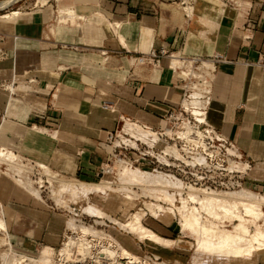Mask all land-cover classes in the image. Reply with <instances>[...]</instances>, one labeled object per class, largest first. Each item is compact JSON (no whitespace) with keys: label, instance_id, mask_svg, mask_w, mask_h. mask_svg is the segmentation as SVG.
Returning <instances> with one entry per match:
<instances>
[{"label":"crops","instance_id":"0c3cea01","mask_svg":"<svg viewBox=\"0 0 264 264\" xmlns=\"http://www.w3.org/2000/svg\"><path fill=\"white\" fill-rule=\"evenodd\" d=\"M243 2L237 12L207 0H79L52 24L37 12L0 15V149L4 138L13 139L21 158L93 184L104 137L120 118L164 129L179 106L184 86L172 63L136 64L163 48L213 59L206 121L251 165L245 189L264 194V0ZM0 205L15 250L59 246L66 222L43 201L0 178ZM167 221L146 227L171 240L172 227L179 228ZM172 241L168 249L139 240L138 247L119 244L132 255L184 264L181 241ZM229 264H264V252Z\"/></svg>","mask_w":264,"mask_h":264},{"label":"built area","instance_id":"2783aa9c","mask_svg":"<svg viewBox=\"0 0 264 264\" xmlns=\"http://www.w3.org/2000/svg\"><path fill=\"white\" fill-rule=\"evenodd\" d=\"M216 1L237 12L246 8L243 0ZM174 56H178L183 63L180 73L186 74L176 72L184 86L179 106L166 116L164 129H154L132 118H120L117 129L106 133L104 137V160L99 167L98 183L111 178L121 184L123 170L162 176L176 185L166 190L173 198L172 204H169L171 209L177 198L181 206L184 203L190 209L200 208V201L206 195L226 196L250 192L245 189L244 180L251 165L231 140L206 121L207 100L214 73L213 59L186 58L161 48L158 52L141 56L136 64L158 67L160 60L166 58L171 65ZM4 58L5 54L0 53V62ZM203 63L210 68H202ZM194 78L198 80L197 87L191 85ZM194 111L198 114H194ZM129 189L132 196L140 190L136 186H130ZM190 190L197 192V201L188 198ZM250 193L264 200V194ZM154 206L163 208L162 205ZM161 209L154 208V214L151 215L144 208V218L148 216L157 220L166 213L170 215ZM91 218L80 216L77 229L65 226L59 246L53 249L54 256L50 264H171L151 253L123 255L117 241L105 229H93L94 226L89 223ZM115 221H107V224L117 226ZM69 240H72L71 245H68ZM36 252L25 253L26 262L23 264H43L36 262L38 255L30 258ZM19 257L22 255L17 256V259Z\"/></svg>","mask_w":264,"mask_h":264},{"label":"bare ground","instance_id":"6f19581e","mask_svg":"<svg viewBox=\"0 0 264 264\" xmlns=\"http://www.w3.org/2000/svg\"><path fill=\"white\" fill-rule=\"evenodd\" d=\"M207 1H210L212 4H217L216 0ZM13 3L14 0L0 2V11L7 9ZM18 15V11H12L10 13H6L3 16H5V18L7 17L8 19H15ZM59 23H62L61 17ZM206 24L208 25V23ZM171 63L172 66L178 70L183 67V63L178 58V56H174ZM202 68L208 69L210 67L203 63ZM194 114L197 115L198 113L195 112ZM199 116L202 117V115ZM15 161L16 157L12 154V152L0 149L1 163H5L8 167H12L16 165ZM38 168L42 171L43 176L47 179V182L51 188L53 187L52 183L59 184L58 192L61 193L70 192V194H79L87 197L90 194L107 195L109 192L114 193V191H118L117 189H112L110 181L108 182L103 180L101 183L96 184H88L83 182L73 183L71 181L63 180L62 178L58 177L59 175L51 172L44 166L38 165ZM18 171L20 172L21 170L18 169ZM122 172L123 177L119 191L126 192L123 200L133 201L132 198L135 196H130L131 192L129 187L136 186L141 189V194H143V196H150L155 200L161 199L165 202H169L170 205L172 204L173 198L168 193H166V190L172 186L176 187V185L172 184L166 178L159 175L144 174L137 171L123 170ZM15 182L23 188H26V184H23L20 179L15 180ZM40 183H42V181ZM36 195L34 194V196ZM187 195L191 200H198L197 192L194 190H190ZM262 200L250 192H239L226 196L206 195L200 201V208L193 207L189 209L184 206V203H182L181 207H175L173 205L172 209H161L158 206L155 207L153 204L146 202H144V207L145 210L151 215L154 214V208L166 210L172 214L177 212L180 215V221L177 224L179 231L182 234L189 232V234L194 236L195 240L193 248L196 254H210L215 257L225 256V258L229 259L243 260L250 259L255 254L264 252V229L262 228L264 224V200ZM0 208H2L1 205ZM215 210L221 212L222 217L225 219L227 218L229 221H232V219L235 220L237 224L233 225L232 229L230 230H227L223 227L222 229L217 228L215 226V223L217 222L215 221H222V219L221 215L217 214L218 212L213 213ZM85 211L98 219L102 218L103 216L100 211L92 207L86 208ZM200 212L211 216L213 221H207V218H203L202 220L201 217L204 214L202 215ZM0 215H2L1 212ZM144 216V212L136 211L130 215H127V220L124 223H120L119 221L116 222L115 220L113 221H115V224H117L125 233L134 236L140 242L151 243L167 249L172 248L175 245V242L172 240L162 239L154 234L151 230L144 227L142 222ZM67 225L68 229H74L75 227V225L70 222ZM76 228L78 227L76 226ZM81 230L83 232L85 231L82 228ZM0 233L7 235V226L2 217H0ZM116 241L123 255H132L127 252L126 248L119 244L118 239ZM71 244L72 240H69L68 245ZM3 245H7L9 247L11 245L9 239L5 240ZM53 256V249L47 247L41 248L36 262L50 264ZM197 260H201L200 256L197 258ZM24 262H26V259L24 256H22L12 264H23Z\"/></svg>","mask_w":264,"mask_h":264},{"label":"rangeland","instance_id":"374dc122","mask_svg":"<svg viewBox=\"0 0 264 264\" xmlns=\"http://www.w3.org/2000/svg\"><path fill=\"white\" fill-rule=\"evenodd\" d=\"M4 1H7V0H0V2H4ZM78 3H79V0H14V3L10 7H8L5 10L0 11V15H5L6 13H10L12 11H18L21 15L23 13L37 12V13H42L47 19V22L49 24H52L53 21H56L57 16L59 15V11L62 8L72 10L73 8L77 7ZM216 3L221 6V4L218 1H216ZM65 23H70V22L66 21ZM181 69H179V72ZM182 74L186 75L185 73H182ZM190 74L192 73L190 72ZM176 75L179 76V74H176ZM197 84H199L198 80L197 78H194L191 85L197 87ZM2 145L6 150L11 151L15 155L16 157L15 164L17 166L15 165L12 167H8L5 163L0 162V178H5V179L10 180L12 183L18 186V188H22L28 191L33 196L34 194L35 195L37 194L34 197L43 201L48 207H51L55 213H58L64 217L65 222L67 221L66 226H68L67 224L70 222L75 225L74 229H77L76 226L80 225L79 224L80 216L82 217H85V215L91 216L85 211V209L92 207L100 211L101 214H103L102 218L100 219H96V217H94L93 215L91 216L92 218L90 219L89 223L90 225L94 226L93 229L95 231L105 229L107 234L111 235L115 240L118 239V241L121 244L125 241V242H129L131 245L132 244L135 245V247H138V242L134 236L125 233L122 229H120L118 225L113 226L111 225V223L108 225L107 221L113 222V220H116V222L119 221L120 223H124L127 220V215H130L131 213H134L136 211L145 212L144 202L150 203L153 205H162L163 208H169V202H165L161 199L155 200L153 197H150V196L149 197L143 196V194H141L142 193L141 189L137 191L133 189L134 192L136 191L135 197L130 195L131 197H134L132 198L133 201L123 200V197L125 196L126 192L119 191L121 184H119V182H115L111 178L107 179L106 181H110L111 183H113L112 189H117L118 191L116 192L114 191V193L109 192L107 193V195L90 194L87 197H84L83 195H79V194H75V195L73 193L70 194V192H62V193L58 192L59 184L52 183L53 187L51 188V186L47 182V179L43 176L42 171L38 168L37 164H34L30 161H27L21 158L15 152L16 150L14 149V146L20 145V142L14 141L13 139L6 140L4 138V140H2ZM18 169H20L21 171L19 172ZM58 177L66 181H71L73 183L81 182V181H77L71 178H65L60 175ZM17 179H20L23 182V184H26V188H23L22 186L17 184L15 182V180ZM41 181L42 183H40ZM94 183L95 184L98 183V180L96 182H93V184ZM89 184H92V183H89ZM141 197H143L144 199ZM176 200L177 201L175 203V207H180L181 202L178 200V198ZM1 210L2 208L0 209V212ZM217 212L218 211L215 210V212L213 213H217ZM200 213L202 215L204 214L203 212H200ZM171 214L172 213H170V215L165 214V218L168 219L167 221L168 226L170 225L174 226L180 221V215L177 212L173 213L172 216ZM217 214L221 215L222 213L218 212ZM2 215H0V217L3 218ZM206 215L207 214H204L201 217V219L203 220V218L204 219L207 218L206 219L207 221L209 220L210 222L213 221V219H211V216L209 215L206 216ZM160 218L162 217H159L157 220H160ZM221 219L222 221L218 220L220 222H218L217 220L215 221L217 223L214 222L217 228L222 229L223 227L227 230H230L232 229L233 225L237 224L235 220L232 219V221H229L227 218L225 219L224 217H222V215H221ZM151 221L153 220L149 218L148 216H146L142 221L144 227L147 228L146 225H149L150 224L149 222ZM106 225L108 226L104 227ZM172 230L174 232H173V236L170 239L180 240L182 247L185 249V251H183L184 258H185L184 264H229L230 261L233 260V259L225 258V256L215 257L210 254L209 255L208 254L198 255L195 253L194 248H193L194 240H195L194 236L189 234V232H185L184 234H182L179 232V230L173 227H172ZM7 235L0 233V264H12L14 260L17 259V256L26 255L25 253H22V252L18 253V251H16L13 248H9L7 245H3V242L5 240H8ZM40 250L41 248L38 249L36 253H34L35 255L30 254L32 255L30 256V258H35L40 252ZM138 252H135L133 254L140 256L141 253H138ZM199 256L201 258L200 261L197 260ZM30 264H34V263H30Z\"/></svg>","mask_w":264,"mask_h":264}]
</instances>
